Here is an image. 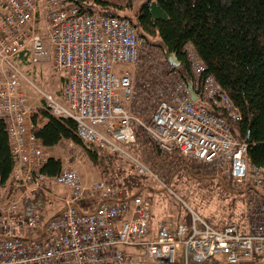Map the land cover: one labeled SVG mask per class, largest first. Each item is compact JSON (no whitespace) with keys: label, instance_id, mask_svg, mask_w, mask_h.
<instances>
[{"label":"built area","instance_id":"1","mask_svg":"<svg viewBox=\"0 0 264 264\" xmlns=\"http://www.w3.org/2000/svg\"><path fill=\"white\" fill-rule=\"evenodd\" d=\"M48 46L62 74L63 104L43 94L45 105L72 118L83 142L156 177L128 152L138 128L161 153L198 164L232 189L246 186L244 219L219 229L195 215L189 225L156 220L151 226L142 194L110 176L83 182L75 168L62 166L53 177L66 190L57 214L43 220L25 213L19 199L3 205L0 264H264V169L247 163V144L232 131L239 112L211 75L202 77L203 61L186 43L192 101L185 80L164 57L153 59L156 47L128 17L90 13L68 0H0V116L12 184L40 187L45 180L39 170L47 153L31 132L35 108L14 58L24 51L37 63L48 57ZM205 101L225 115L211 113Z\"/></svg>","mask_w":264,"mask_h":264},{"label":"trees","instance_id":"2","mask_svg":"<svg viewBox=\"0 0 264 264\" xmlns=\"http://www.w3.org/2000/svg\"><path fill=\"white\" fill-rule=\"evenodd\" d=\"M70 3L90 13L131 18L136 33L149 46L159 47L164 55L174 53L180 62L175 70L184 80L192 81L184 50V45L190 43L203 61L202 77L211 75L239 112L240 118L231 122V128L247 144V163L264 169V0H143L133 17L129 4L122 6L107 0ZM14 60L17 65L28 63V53L22 51ZM203 105L211 113L225 115L209 101ZM30 121L31 132L44 148L67 140L79 147L94 166L98 164L101 150L77 136L72 118L56 116L42 104L30 114ZM112 155L104 157L113 158ZM12 167L5 121L0 116V185L9 183ZM61 167L60 157L47 156L39 170L45 176L42 184L52 180ZM134 176L122 177L120 183L131 194H141L139 189L133 190ZM110 177L119 183L116 174ZM223 180L224 186L231 188ZM156 220L152 214L151 226Z\"/></svg>","mask_w":264,"mask_h":264},{"label":"rangeland","instance_id":"3","mask_svg":"<svg viewBox=\"0 0 264 264\" xmlns=\"http://www.w3.org/2000/svg\"><path fill=\"white\" fill-rule=\"evenodd\" d=\"M107 1L122 6L129 4L130 17H133L136 8L143 0ZM48 48V57L41 61L18 65L25 76L23 91L33 108L45 104L43 94H50L63 104L60 94L63 84L62 74L53 66L51 49L49 46ZM153 50L152 56H155L153 59L160 58V48L156 47ZM136 133L138 138L128 152L156 174V177L134 176L138 173L131 161L116 155H112L113 158L104 157L107 153L103 151H100L101 158L94 166L79 147L67 140L47 148V154L60 157L62 166L75 168L81 177L89 182L116 174L120 179V181L117 179L119 183H123L122 177L132 176L133 173L132 181L135 185L133 190L139 189L140 193L149 200L153 217L163 220L169 226H174L178 221L189 225L193 215L215 229L227 224L243 222L245 202L248 197L246 186L240 190L226 188L221 176L213 175L198 164L182 159L177 154L161 153L153 148L150 140L146 139L140 129L137 128ZM46 185H50L53 192H61V186L55 185L52 180ZM30 203L28 207L30 212L37 213L43 220L63 206L60 199L48 194L43 198L31 199ZM196 224L200 225L199 220Z\"/></svg>","mask_w":264,"mask_h":264},{"label":"crops","instance_id":"4","mask_svg":"<svg viewBox=\"0 0 264 264\" xmlns=\"http://www.w3.org/2000/svg\"><path fill=\"white\" fill-rule=\"evenodd\" d=\"M46 150H47V148H46ZM83 178L81 177V179L83 181L89 182V180H85V178L84 179ZM52 183L55 184V182L53 180H52ZM45 194H48V195H51L53 197L60 199V202L63 205V199L66 196V191H65L64 187H62V186H61V192L56 193V192H53L52 189H50V185L44 184L40 187H33V186L24 187V186L14 185L9 180V183L4 184V185H0V213H1V209H2L3 205L7 201L18 200V199H19V206L25 211V213H31L30 211H28V210H30L28 207L31 204L30 203L31 199H35L38 197L43 198V196H45ZM61 208L57 209L55 211V213H52L50 216L59 212L61 210ZM87 210H90V208L87 207ZM171 227H173V226H171Z\"/></svg>","mask_w":264,"mask_h":264},{"label":"water","instance_id":"5","mask_svg":"<svg viewBox=\"0 0 264 264\" xmlns=\"http://www.w3.org/2000/svg\"><path fill=\"white\" fill-rule=\"evenodd\" d=\"M69 1H72V0H69ZM165 60L173 68H176L180 64L179 60L177 59V57L175 56L174 53L166 54ZM185 82H186V86H187V91L189 93V98L192 101L197 100V95L193 92V88H192V84H191L190 80L185 79Z\"/></svg>","mask_w":264,"mask_h":264},{"label":"bare ground","instance_id":"6","mask_svg":"<svg viewBox=\"0 0 264 264\" xmlns=\"http://www.w3.org/2000/svg\"><path fill=\"white\" fill-rule=\"evenodd\" d=\"M127 1V0H126ZM120 3H121V1H120ZM123 3V2H122ZM184 51V50H183ZM161 52V51H160ZM161 56L162 57H165V55L161 52ZM187 57V56H186ZM188 60V59H187ZM236 122V121H235Z\"/></svg>","mask_w":264,"mask_h":264}]
</instances>
